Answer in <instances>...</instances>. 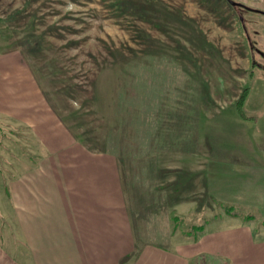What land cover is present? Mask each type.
<instances>
[{"label": "rangeland", "instance_id": "1", "mask_svg": "<svg viewBox=\"0 0 264 264\" xmlns=\"http://www.w3.org/2000/svg\"><path fill=\"white\" fill-rule=\"evenodd\" d=\"M233 1L264 12V0ZM7 54L28 69L26 96L44 101L40 116L114 153L123 176L156 195L164 244L178 232L197 241L226 216L264 225L252 163L264 150L263 13L227 0H0ZM13 101L2 102L10 114ZM4 119L7 152L38 148ZM171 174L179 206L165 186ZM193 264L231 263L201 254Z\"/></svg>", "mask_w": 264, "mask_h": 264}, {"label": "crops", "instance_id": "2", "mask_svg": "<svg viewBox=\"0 0 264 264\" xmlns=\"http://www.w3.org/2000/svg\"><path fill=\"white\" fill-rule=\"evenodd\" d=\"M28 79L18 57L0 55V117L27 128L28 141L39 143L35 150L9 153L0 133V264H193L201 254L264 264L260 219L245 224L226 216L224 227L205 226L197 241L178 232L164 244L156 195L125 178L114 153L92 150L40 116L45 104L26 96ZM5 95L14 100L11 114L2 106ZM255 152L253 174L263 186L264 150ZM167 179L168 193L177 192L171 205L179 206L180 178ZM207 181L205 175L206 193Z\"/></svg>", "mask_w": 264, "mask_h": 264}, {"label": "water", "instance_id": "3", "mask_svg": "<svg viewBox=\"0 0 264 264\" xmlns=\"http://www.w3.org/2000/svg\"><path fill=\"white\" fill-rule=\"evenodd\" d=\"M232 6H234V7H242V8H246V9H250V10H252V11H256V12H259V13H263L264 14V12L263 11H260V10H257V9H252V8H250V7H248V6H246V5H244V4H242V3H238V2H235V1H233V0H227Z\"/></svg>", "mask_w": 264, "mask_h": 264}, {"label": "trees", "instance_id": "4", "mask_svg": "<svg viewBox=\"0 0 264 264\" xmlns=\"http://www.w3.org/2000/svg\"><path fill=\"white\" fill-rule=\"evenodd\" d=\"M246 92H247V89H245V90L243 91V93H242L240 99H239L238 102H237L238 104H242V103H243L244 98H245V95H246ZM232 214H235V213H232ZM176 218H177V217H176ZM176 218H175V220H176ZM249 218L251 219V216H250Z\"/></svg>", "mask_w": 264, "mask_h": 264}]
</instances>
